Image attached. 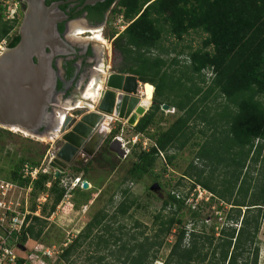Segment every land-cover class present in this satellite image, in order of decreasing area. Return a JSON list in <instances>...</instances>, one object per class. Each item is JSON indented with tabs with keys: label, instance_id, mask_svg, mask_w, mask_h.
Instances as JSON below:
<instances>
[{
	"label": "trees",
	"instance_id": "16d2710c",
	"mask_svg": "<svg viewBox=\"0 0 264 264\" xmlns=\"http://www.w3.org/2000/svg\"><path fill=\"white\" fill-rule=\"evenodd\" d=\"M115 14L128 22L114 40L120 57L117 72L135 75L153 88L152 94H146L149 100L153 97V105L134 132L147 134L158 115H164V104L179 113L166 130L150 137L154 145L137 154L126 170L125 181L139 182L153 176L154 184L160 187V177L154 175L157 163L163 158L172 164L175 155L171 152L190 145L198 137L193 126L201 124L206 125L198 133L202 140L193 145L198 147L196 158L202 166L192 162L184 174L192 181L189 193H167L155 216L154 234H134L124 242L111 226L104 225L108 213L101 210L62 248L59 260L75 264L73 257L79 255L84 242L90 239L91 246L96 239L89 264H153L174 231L175 242L164 264H259L264 220V0H120ZM17 24V20L0 14V42L8 41L9 48L20 40L19 34L12 36ZM191 32L205 35L200 48L187 47L186 53V47L178 50V44L169 45L171 39L181 42ZM183 55L187 58L184 61ZM104 153L113 157L108 160L111 168L117 165L115 159L121 161L109 148ZM25 163L38 166L36 161L20 157L10 165L5 180L21 187L31 185L32 195L45 193L51 204H43L40 216L28 215L27 226L12 235L21 246L41 238L46 219L66 195L61 179L55 181L47 173L39 174L33 183L24 179L21 172ZM196 186L212 196L192 209L186 200ZM82 195L86 203L91 201L89 192ZM215 203L217 214L211 216ZM134 205L135 200H122L112 219L116 222L118 214L125 217ZM224 206L230 209L225 221L219 222ZM36 211L35 203L31 212ZM100 228L103 233L94 234ZM8 259L5 264L10 263ZM24 262L16 259L15 264Z\"/></svg>",
	"mask_w": 264,
	"mask_h": 264
},
{
	"label": "rangeland",
	"instance_id": "374dc122",
	"mask_svg": "<svg viewBox=\"0 0 264 264\" xmlns=\"http://www.w3.org/2000/svg\"><path fill=\"white\" fill-rule=\"evenodd\" d=\"M16 2L17 0H0V14L3 13L8 20L18 21L12 36L18 34L22 22V15L14 5ZM118 19L119 16L114 14L110 25L104 31V45H97L102 48V53L104 54L103 62L106 61L102 81H104L106 74L117 72L116 67L120 63V57L114 50V40L119 33L124 31L128 22L119 23ZM204 37L205 35L201 33L191 32L181 42L177 43L171 39L168 43L169 45L171 42L178 44V50L186 47L185 52L187 53L189 51L187 47L191 49L200 48ZM7 46L8 41L0 42V53ZM181 59L184 61L187 58L183 55ZM103 62L101 63L102 66ZM207 76L211 77V74L208 72ZM100 86L102 87V84ZM139 87L142 99L149 100L146 94H152L153 88L141 83ZM73 95L77 99L82 97L81 93H74ZM139 107L141 106L139 105ZM211 107L214 109L216 105L212 104ZM163 112L164 115H158L156 124L144 135H136L133 130L134 126L128 125L125 121L114 118L107 120L105 125L110 133L99 151L93 157H90L87 152L81 150L78 157L68 164V167L60 176L61 185L66 188V195L56 212L46 219L47 224L41 238L37 241L28 240L24 245L25 249H23L16 238H6V231H3L6 234L5 237L3 233H0V244L4 243V247L9 249V257L14 255L17 260L23 259L25 261L24 264H66L59 260L62 248L67 247L101 210L108 213L104 225L108 224L111 226L114 234L120 236L124 242H127L134 234L145 233L148 236L154 234V229H156L155 216L161 211L163 200L167 193L174 191L178 194L186 195L191 189L192 181L185 177L184 174L192 162L202 166L201 161L196 158L198 147L193 145V143L202 140L198 134L199 130L206 129V125L202 124L193 126L194 132L197 133L198 137H195L184 150L171 152V154L175 155L172 164H167L163 158L159 160L155 167L154 175L160 177V187L154 184L155 177L153 176L145 177L139 182L125 181L126 170L130 168L132 161L137 158V154L140 151H144L145 147L149 148V145L153 144V140L150 137L156 135L159 131L166 130L179 115L175 109H165ZM0 129L2 128L0 127ZM5 131L7 132H1L0 130V179H6L10 165L20 157H24L27 160L36 161L40 170H46L47 174L55 180V170L50 167V163L56 157L54 153L55 140L45 138L41 140L31 135H25L23 132ZM116 138L122 142L126 155L123 159L119 158L120 162L115 159L117 165L115 168H111L108 165V160L113 159V157L105 154L104 149L108 148L112 140ZM96 157L100 160H95ZM89 161H93L91 165L87 164ZM86 165L88 167L87 171L86 169L84 170ZM76 169H80L81 172H77ZM78 179L80 182H78ZM84 181L89 185L87 189L83 188ZM48 184L51 185L50 182ZM74 188H76L75 192H73ZM124 190H127L126 194H123ZM83 192H89L92 195L89 203H86V198L84 199L82 195ZM42 195L41 203L39 204L40 211L38 210L35 214L37 216L41 215V208L48 201V195L45 193H42ZM11 197L15 199L16 211L20 209L23 212L29 211L31 213L34 204H38L37 201L40 196L32 195V191L28 187L22 186L17 187L15 194ZM125 199L135 200V205L125 217L118 214L115 222L112 218L116 213V207L119 202ZM47 203L50 205L51 201L49 200ZM224 207V210L219 211L223 221L226 218V211L230 209L229 206ZM216 210H218L217 203L212 206L211 212L205 211V214L210 212L211 216H213V213L216 216ZM188 218L186 216L185 221H188ZM214 221L215 219L212 217L211 222L214 223ZM218 221L220 222V218ZM9 224V222H5L6 230H10ZM120 228L121 231H119ZM101 229L95 230L94 234L98 233L101 235L103 233V231H100ZM259 239L261 241L259 264H264V220ZM90 242V239L84 242V245L79 249V255L73 257L76 260L75 264L90 263L88 259L94 253L96 247L93 244L97 241L96 239L93 240V246H89ZM174 242L175 232L173 231L160 250L159 259L153 264H164V260L168 257ZM15 262L6 264H15Z\"/></svg>",
	"mask_w": 264,
	"mask_h": 264
},
{
	"label": "water",
	"instance_id": "95a60500",
	"mask_svg": "<svg viewBox=\"0 0 264 264\" xmlns=\"http://www.w3.org/2000/svg\"><path fill=\"white\" fill-rule=\"evenodd\" d=\"M24 1L28 6L18 31L20 40L0 53V127L55 140L56 157L50 167L57 181L81 149L90 157L99 151L110 133L105 125L108 117L136 126L153 105V97L142 99L137 76L115 72L106 74L101 89L94 90L95 100H62L64 95L58 90L61 71L55 63L76 50L58 31L56 5L48 8L45 0ZM89 86L90 82L82 96ZM165 109L173 108L164 104ZM87 139L89 143L84 146ZM108 148L120 159L125 158L119 139H113ZM88 187L84 181L83 188Z\"/></svg>",
	"mask_w": 264,
	"mask_h": 264
},
{
	"label": "flooded vegetation",
	"instance_id": "af4514ba",
	"mask_svg": "<svg viewBox=\"0 0 264 264\" xmlns=\"http://www.w3.org/2000/svg\"><path fill=\"white\" fill-rule=\"evenodd\" d=\"M119 1L45 0L48 8L54 5L58 7L57 10L60 14L57 18L58 31L64 39H68L74 45L76 50V53L62 57L55 63L56 69L61 71L58 90L64 95L62 100L74 99L73 94H80L89 82L102 81L100 78L105 72L106 61L103 62L102 48L97 46L101 43L94 39L92 32H99L103 38L104 31L110 25ZM16 3V8L20 11L23 19L28 4L24 0H17ZM78 28L84 29L86 33L77 36L75 31ZM85 95L90 99L94 96L91 92Z\"/></svg>",
	"mask_w": 264,
	"mask_h": 264
},
{
	"label": "built area",
	"instance_id": "2783aa9c",
	"mask_svg": "<svg viewBox=\"0 0 264 264\" xmlns=\"http://www.w3.org/2000/svg\"><path fill=\"white\" fill-rule=\"evenodd\" d=\"M17 7V3L14 4ZM118 22H125L123 16H119ZM128 26V24H127ZM146 149V147L144 148ZM163 157V154H161ZM23 178H29L30 182L33 183L35 181L39 174L47 173L46 170H40L38 166H32L29 163H25L22 169ZM78 182L80 180L78 179ZM50 186L49 184L47 185ZM21 187L18 184L8 181L5 179H0V233H3V231H6L8 237L13 238V234L16 232L20 234L25 226H27V216L30 214H36L38 210L40 211L39 204L41 203V196L40 195L38 199L37 204V211L35 213H30L29 211L23 212L20 209L17 210V205L14 203L15 199H12L11 196H13L16 192V188ZM29 190L32 191V186H28ZM212 194L209 193L207 190L201 188L200 186H196L195 189L192 190L191 194L189 195L188 199L186 200V204L188 206H191L192 209H195L197 205L201 201H209ZM30 213V214H29ZM222 219H220L221 222ZM9 222L10 230H6L5 228V222ZM210 220H208L209 222ZM6 234L3 233V236L5 237ZM3 238V237H2ZM9 258L10 262L14 263L16 257L12 255L9 257V249L7 247H4V243L0 244V264H3L4 261Z\"/></svg>",
	"mask_w": 264,
	"mask_h": 264
},
{
	"label": "bare ground",
	"instance_id": "6f19581e",
	"mask_svg": "<svg viewBox=\"0 0 264 264\" xmlns=\"http://www.w3.org/2000/svg\"><path fill=\"white\" fill-rule=\"evenodd\" d=\"M84 33H86V31L84 30V29H80V28H78L76 31H75V34L78 36V34L79 35H82V34H84ZM91 33V32H90ZM92 34L94 35V39H96V40H98L101 44H103L104 45V39L100 36V34H99V32H96V31H93L92 32ZM96 81H97V79H96ZM99 82H91L92 83V85H91V83H90V86H89V88L87 89V91H86V93L85 94H88L89 92H91V93H93V98L91 99V100H95L96 99V94H95V89L97 88V89H101L100 87V84H102V81H100V80H98ZM92 87V88H91ZM85 94H83V98H86V96L87 95H85ZM81 97V96H80ZM83 102V105H88V106H90V109H92L93 108V106L92 105H90L89 103H86V102H84V101H82ZM82 102H78L79 104H82ZM139 107V106H138ZM139 108H141V107H139ZM114 118V116H111V117H108V120H111V119H113ZM12 131H18V130H16V129H12ZM18 132H21V131H18ZM24 133V132H23ZM25 135H28L27 133H24ZM41 140H44V139H41ZM89 142V139H87L86 140V142H85V144H84V146L85 145H87V143ZM82 150V149H81ZM80 150V151H81ZM75 185V184H74Z\"/></svg>",
	"mask_w": 264,
	"mask_h": 264
},
{
	"label": "crops",
	"instance_id": "0c3cea01",
	"mask_svg": "<svg viewBox=\"0 0 264 264\" xmlns=\"http://www.w3.org/2000/svg\"><path fill=\"white\" fill-rule=\"evenodd\" d=\"M139 81V80H138ZM141 82L139 81V84H140ZM142 84V83H141ZM151 108V107H150ZM174 109V108H173ZM141 119V118H140ZM135 127V126H134ZM146 145H147V143H146ZM154 145V142H153V144L152 145H149V148H147L146 147V149H144V150H146V151H148L152 146ZM117 156V155H116ZM118 157V156H117ZM119 158V157H118Z\"/></svg>",
	"mask_w": 264,
	"mask_h": 264
}]
</instances>
